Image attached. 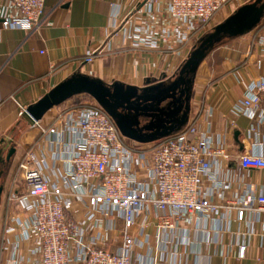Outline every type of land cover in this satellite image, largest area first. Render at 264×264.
Wrapping results in <instances>:
<instances>
[{
	"label": "built area",
	"instance_id": "obj_1",
	"mask_svg": "<svg viewBox=\"0 0 264 264\" xmlns=\"http://www.w3.org/2000/svg\"><path fill=\"white\" fill-rule=\"evenodd\" d=\"M233 1L167 0L163 11L147 0L148 13L162 10L164 27L155 30L147 21L132 26L127 19L122 28L141 49L192 48L196 36ZM45 3L6 0L0 24L32 31L41 23ZM260 28L257 43L264 53V25ZM20 108L23 115L26 109ZM234 112L264 125V77L246 87ZM210 116L208 111L204 122L195 118L179 132L147 144L124 137L93 98L59 112L48 126L33 123L47 145L26 152L18 164L24 191L9 197L16 212L5 222L4 259L14 264H134V249L150 247V218L156 220V241L162 243L166 229L178 222L216 214L214 196L223 198L232 187L222 171L234 161L242 171L264 175V150L233 156L224 139L211 133ZM257 130L252 126L250 134L258 137ZM255 189L249 185L240 202L264 212V184ZM243 217L240 210L239 220ZM245 253L241 247L240 257Z\"/></svg>",
	"mask_w": 264,
	"mask_h": 264
},
{
	"label": "crops",
	"instance_id": "obj_2",
	"mask_svg": "<svg viewBox=\"0 0 264 264\" xmlns=\"http://www.w3.org/2000/svg\"><path fill=\"white\" fill-rule=\"evenodd\" d=\"M5 1L0 0V8ZM146 1L46 0L41 23L36 29H4L0 24V150L6 157L10 147L16 148L5 170L8 174L3 181L5 189L18 188L15 169L26 152L35 148L42 151L47 145L40 131L20 115V107L27 109L37 103L75 73L98 78L107 84L120 82L139 88L144 87L150 77L160 79L163 75L173 77L177 73L194 46L178 48L173 44V50L168 46L159 50L141 49L133 45L131 32L122 28L127 19L132 26L147 21L155 30L164 27L162 10L165 11L167 0H150L154 8L158 4L162 9L153 13L145 10ZM237 1L240 2L236 4L238 9L254 0ZM244 37H239L230 49L215 48L211 52L214 58L207 57L201 63L188 120L200 117L202 123L206 112L210 111L211 133L224 139L233 156L251 150L260 154L264 150L263 145L259 146L264 141V125L234 112L246 87L264 77V53L256 39L244 41ZM204 69L209 72L201 73ZM73 100L49 110L41 124L50 125L55 115L74 105ZM252 126L257 127L258 137L250 134ZM50 155L47 161L52 165ZM56 165L62 168L61 163L56 162ZM221 176L228 179L232 187L224 191L223 198L214 196L218 207L216 214L178 222L177 227L166 229L162 243L156 241V220L150 218L147 229L151 235L150 247L143 245L134 249L133 263L264 264V212L257 205L247 207L240 202L241 197L248 194L249 185L259 191L264 175L242 171L232 161ZM240 210L244 211L242 220L238 218ZM241 247L246 248L243 258L240 257ZM108 249L112 250V243ZM2 264L14 263L4 259Z\"/></svg>",
	"mask_w": 264,
	"mask_h": 264
},
{
	"label": "water",
	"instance_id": "obj_3",
	"mask_svg": "<svg viewBox=\"0 0 264 264\" xmlns=\"http://www.w3.org/2000/svg\"><path fill=\"white\" fill-rule=\"evenodd\" d=\"M263 18V0H254L240 6L211 33L197 41L173 77H150L141 88L120 82L107 84L98 78L75 73L51 89L37 103L28 106L23 117L32 125L41 121L49 110L85 94L105 110L124 137L143 144L159 141L179 132L187 124L198 69L215 46L224 39L238 38L252 32ZM15 152L16 148L10 147L4 157L0 150V166L5 167ZM2 189L4 187L0 186V204Z\"/></svg>",
	"mask_w": 264,
	"mask_h": 264
},
{
	"label": "rangeland",
	"instance_id": "obj_4",
	"mask_svg": "<svg viewBox=\"0 0 264 264\" xmlns=\"http://www.w3.org/2000/svg\"><path fill=\"white\" fill-rule=\"evenodd\" d=\"M264 1V0H263ZM242 2V0H241ZM240 2L235 0L233 1L231 4H229L226 8H224L222 11H220L215 17L214 19L212 20L210 26L207 28L206 31H204L202 34H198L196 36V40L200 39L202 36L208 34V33H211L213 31V29L220 23L224 22L225 20V17L226 19L231 16L233 14V12H235L237 10V7H236V4L238 5ZM233 5V6H232ZM234 10V11H233ZM262 25H264V18L262 19L261 23ZM260 24L257 26V28L259 27V29L257 30V28L249 33V34H246L245 37L243 38L244 41L246 40H253V39H256L258 40V36L261 34V28H260ZM254 37H253V36ZM252 36V37H251ZM239 38V37H238ZM236 39V38H233V39H224L221 43L217 44L215 47H216V50L218 49V47H225V49H230L231 46H233L234 43H236L237 41H239L240 39ZM197 40V41H198ZM197 42H195L194 44H196ZM212 58H214V56L210 55L208 56L207 59L209 60H212ZM206 59V60H207ZM211 64V63H210ZM209 65V64H208ZM201 73H208L209 72V69H204L202 71H200ZM81 99V98H80ZM85 102H90L91 101V97H86L85 96ZM77 99H74L73 101H75L74 105L75 104H78L76 102ZM83 102V103H85ZM73 105V106H74ZM79 105V104H78ZM17 169V170H16ZM15 171L16 173H18V167H16ZM7 170V168H6ZM8 174L6 173L5 171V174L3 175V177L0 179V186H3L4 187V192H3V195H2V198H1V204H0V264H2L3 262V259L5 256L4 254V251H3V238H4V231H5V222L7 221L10 213L12 212H16V205H14V203H9V197L11 196V192L12 191H17V192H23L24 191V185H23V181H22V178L18 179V188L17 189H5V186H4V182L6 180V177Z\"/></svg>",
	"mask_w": 264,
	"mask_h": 264
},
{
	"label": "flooded vegetation",
	"instance_id": "obj_5",
	"mask_svg": "<svg viewBox=\"0 0 264 264\" xmlns=\"http://www.w3.org/2000/svg\"><path fill=\"white\" fill-rule=\"evenodd\" d=\"M15 154H16V152H15ZM15 154H14V155H15ZM14 155L11 157L10 162H9L5 167H4V165L0 166V170L2 171V175H1L0 179H1V178L3 177V175L5 174V170H6V168L10 166V164H11L13 158H14ZM3 192H4V189H2L1 196L3 195Z\"/></svg>",
	"mask_w": 264,
	"mask_h": 264
},
{
	"label": "trees",
	"instance_id": "obj_6",
	"mask_svg": "<svg viewBox=\"0 0 264 264\" xmlns=\"http://www.w3.org/2000/svg\"><path fill=\"white\" fill-rule=\"evenodd\" d=\"M86 97H88V96H86ZM74 99H77L76 102L80 105L83 104V102H85V100H87V99H85V96H82V95H78V96L74 97Z\"/></svg>",
	"mask_w": 264,
	"mask_h": 264
}]
</instances>
